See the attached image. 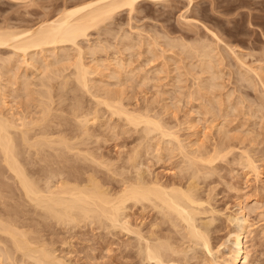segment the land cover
I'll use <instances>...</instances> for the list:
<instances>
[{"label":"rangeland","instance_id":"rangeland-1","mask_svg":"<svg viewBox=\"0 0 264 264\" xmlns=\"http://www.w3.org/2000/svg\"><path fill=\"white\" fill-rule=\"evenodd\" d=\"M85 1L89 0H0V26L10 25L11 28H29L44 20L54 18L64 7H71ZM130 10L128 7L119 10L113 16L114 18L112 17V21L108 20L100 23L102 25L95 26L96 28L89 31L87 39H81L80 45L86 50L84 61L92 67L91 78L97 80L95 81L97 85L104 86L105 90L106 88L109 91L113 90L111 94L115 95L116 93L115 97L119 96L124 106L128 105L126 108L132 111L135 110V113L149 110L150 115L153 114L152 116L156 119L159 116V120L162 118L161 122L163 121L162 123L167 125L166 130L169 131L170 129L171 132L173 130L177 137L173 135L170 139L169 136H164V139L159 131L150 133V135L147 134L149 137H146V132L143 133L141 130L143 125L139 126L141 131L137 130L136 132L134 126L128 125L131 126L128 128L123 118L122 121L120 120L121 117L111 116L109 111L105 109L106 107L101 105L99 106V110L101 109L99 111L100 120L98 119L97 123L91 125L92 132L94 131L93 136L87 140L86 144L88 146L89 143L90 146L88 148L83 145L84 148L93 152L96 158L99 157L100 161H97L100 164L97 165L89 160L83 162L81 158L78 159L74 156L76 157H72L74 160L69 158L70 160L64 164L68 166L76 165L80 169L75 168V171H73L67 166L68 168L65 169L67 173H63L65 175L63 176L66 177L68 174L69 177H74L76 174V176L79 175L78 177L81 176L80 178H86L88 173L94 171L93 174L97 175L96 177L100 178L99 180L102 183L108 187L110 186V189L113 188V191H117L120 187L122 188L120 180L126 177L130 179L136 177L137 171L129 163V156L133 154L131 151L140 147V169L144 171L145 175L147 174V180L150 179L149 181H151L158 178L159 182L161 181L162 184L167 186L180 185L185 187L190 180L192 169L186 166L187 159L184 157L182 150L179 151L180 146L177 145L178 140L176 139L178 138L179 142L182 141L180 145H184L187 148H184V151L190 155L194 154L195 150L197 152L201 151L206 156L208 154L214 155L216 151L220 150L211 165L199 163V166H201L200 173L202 174H199L196 179L198 184L197 194L202 202V205L198 207V210L201 209V213L196 217L197 224L210 236L212 252L184 237L186 233L184 232L183 223L182 225L179 222L180 227H175L173 222L168 219L169 217L146 201L143 202L144 206L141 202L135 204L136 202L129 201L126 215L128 214L127 220L128 225H131L130 228L139 229L147 239L140 237L133 231L124 229L123 231L120 229L121 227L116 229L112 226L110 228L111 225L109 224L111 223L109 221H107L109 226L106 223L104 224L108 226V229L101 225L100 221L97 223L95 221L92 224V222L84 220L79 223V226L78 224L57 223L56 219L52 218L51 220V217L44 218V215L48 217L44 210L41 212L42 209L38 208V210L33 203L28 204L29 201L27 202V199L20 195L22 191L21 189L18 191L19 187L14 184V177L13 175L10 176L11 172L7 171V168H4L6 173H3L1 177L3 181H8L7 183L10 184L6 182L3 184L5 189L2 191L3 193L1 192V194H4L1 201L4 204L0 201V212L5 214H2V216L7 215L6 218L4 217L5 220L12 218L15 223L24 224L25 226L20 225L22 228L26 227L25 229L33 230L32 233H35L32 236H37L42 241L46 240L48 242L46 243L55 250L58 257L71 264H163L155 259H147L145 255L147 241L154 243V240L157 241L156 236L162 239L169 237V239L175 241L173 244L176 248L178 246L177 249L181 250L182 248V252H166L168 256H173L179 264H227L226 259L230 252L232 233L235 228V223L230 220V216L237 215L240 209L239 206L242 205L248 230L247 236L244 238L248 255L245 264H264V0H142L134 6L132 11ZM208 30L213 31L217 37L213 36ZM105 31H108V33ZM198 43L200 47L209 44V48L211 46L214 48V50L212 48L215 51V53L212 51L215 62H213V70L211 68L209 71H204L200 57L196 56V50L194 52L193 48H189L190 44L198 45ZM67 46H70L68 47L71 52L69 53L71 54L70 59L69 57L63 58L62 56L66 55L65 52L60 51L59 53L58 51L59 57L61 56L63 59L59 58L58 65L55 64L53 69L63 70L62 67L67 68L66 65H69L70 68H64L66 70H64V73L69 74L73 71L71 62L75 61L77 52L74 49L75 47L72 46V48L70 44H67ZM94 46L101 48L96 50L95 47V50H93ZM0 48V57L7 58L12 55L10 53L13 51L11 47L4 46ZM51 52L47 51L45 53L49 55L45 63L42 62L43 65L56 58V55L54 56ZM35 55L40 61L45 59L42 57V53H39L40 56ZM15 56L12 55L10 58L13 59ZM15 58L13 59V65H8L9 67L5 65L7 67L1 68L0 91L1 94L4 93V100L8 103L6 107L4 104L2 105L4 111H10L11 113L13 111L12 114H19L18 117H20L25 112L39 111L37 105L41 96L37 92L42 89L39 82L41 76L36 68L31 65L26 66L24 62L21 63V56ZM1 60L0 64L3 62ZM40 63H37V65ZM20 64H22L21 67ZM247 67L256 70H250ZM6 68H9V70ZM97 68L99 69L97 70ZM45 69L47 70V68ZM51 69L52 67L45 71V75L46 72H48V75L51 74L49 73ZM114 72L115 76H112ZM132 72L133 74H131ZM109 76L111 77L109 78ZM25 79H29L28 81L32 85L29 86L30 95L33 94L31 96L22 89V81ZM60 79H57V81L59 82ZM143 79H147V81ZM53 82L58 84L56 80ZM2 85H5L6 89ZM101 86L100 88H102ZM77 87L78 85L74 79H71L68 88H65V90H54L55 97L62 95L61 99L58 96L55 99L54 105L59 108L55 113L62 114V116L64 114V117L59 115V119L63 121H65L63 118L67 119L66 124L61 125L67 133H71L74 127V121L70 120V113L71 108L76 103V97L81 100L83 107L87 109L95 106L94 99L88 93H85L83 89L78 90ZM34 90H37L36 93ZM93 90H96V88L93 87ZM27 99L32 100L28 101ZM29 107L31 108L29 109ZM60 108L62 109L60 110ZM28 109L30 111H27ZM57 118L56 120H59ZM174 137L175 139H173ZM172 147H178V149L173 150ZM170 148L173 152L169 150ZM26 154L24 158L34 161L31 164L32 167L30 165L31 168L37 167L40 170L45 167L42 163L46 166L51 164L52 167L55 165V163L41 162L40 159H36L37 157H28L29 154ZM101 158H104L107 163L102 161ZM243 158L253 160L252 164H255V169L246 166ZM241 159L242 161H240ZM34 164L36 165L34 166ZM64 164L62 163L60 166L57 164V166H62L61 169H64L66 168ZM57 166H54V168ZM107 167L111 170L108 168V171ZM42 172L36 173L35 177L37 179L39 176L44 177V172ZM41 177H39L40 180ZM3 181L2 183H4ZM41 183L43 184L44 180H41ZM3 187H1L2 190ZM4 205L5 207L7 205L8 208H5ZM14 211H17L14 213L16 217L13 216ZM170 217H173V220L176 218L174 214ZM103 220L102 224L106 222V219ZM175 220V222L178 221V219ZM150 231H154L155 235L150 236L148 234ZM6 236L0 233V244L2 243L0 249H3L0 250V252L2 251L0 253V264H23V262L30 264L31 260L24 258L21 252L14 250L11 239ZM7 250L12 251L13 257L10 254L11 260L6 255H1Z\"/></svg>","mask_w":264,"mask_h":264},{"label":"bare ground","instance_id":"bare-ground-1","mask_svg":"<svg viewBox=\"0 0 264 264\" xmlns=\"http://www.w3.org/2000/svg\"><path fill=\"white\" fill-rule=\"evenodd\" d=\"M139 1H142V0H89V1H85L81 4L79 3V4L71 6V7H67V8L64 7V9H62L61 12L58 13L57 16H54V18L44 20V21L40 22L38 25L31 26L29 28L28 27L25 29H20L21 27H17V28L12 27L11 28V27H9L10 25H8V26L6 25V27L0 26V47H4V46H7L9 48L11 47L13 51H11L10 53H12L13 56L16 55L15 57L21 56V58H22V59L20 58L22 60V62L20 61L21 63L24 62V64H26V66L31 65L32 67L36 68V71H38L39 75L41 76V78H39L40 79L39 82L41 85L40 88H42L39 92H37L38 94H40L39 96H41L40 99L38 98L39 100L37 99L39 101V102L37 101L38 102L37 106L39 107V111L35 112L33 110L34 112L31 111V112H27V113L24 111L25 114L21 115L20 117H18L19 114L18 115L12 114V113H14L13 111H12V113L10 111H8V112L4 111V109L2 108V105L4 104V106L6 107V106H8V103L6 102V100H4V95H3L4 93L1 94V91H0V201L4 197V194H1V192L4 191L5 188L3 187L4 186L3 184H5V182H6V181H3L1 177H2L3 173H6V169L4 170V168H7V171L12 173V174L10 173V176L13 175V177H14L13 180H15L17 183L16 184L14 181V184L16 186L18 185V187H19V188L17 187L18 191L20 189L22 191V192H20V195H23L25 197V199H27V202L29 201L28 204L33 203L37 207V209L38 208L40 210L42 209L41 212L44 210L46 212V214L48 215V217L47 216L45 217V215H44L43 216L44 218H50L51 217V220H52V218H54V219H56L57 223L61 222V223H64L66 225H68V224H73V225L78 224L79 225V223L84 221V220H86V222L87 221H89L90 223L92 222V224H93V222L95 223V221H96V223L98 221H100L101 225H104L105 223H106V225H108L107 223L110 222L111 223V224H109V225H111L110 228L112 226L115 227L116 229H117V227H121L120 228L121 230L124 229V230L131 231V232L133 231L135 234L137 233L140 237L147 239L145 236H143V234L141 233V231L139 229L130 228L131 225H128V220H127L128 214L126 215V209H127V207H129L127 205V203L129 201H134V202H136L135 204H137V202H141V204L143 206H144L143 202L146 201V202H150V204L153 205L155 207V209L157 208L159 211H162L165 216L169 217L168 219H170L171 222H173V225L175 227H180L179 222H181V224L183 223L184 225L183 224L182 225H183V228L185 230L184 232L186 233L184 235V237H187L188 240H190L194 243H197L198 246H201V247L203 246L204 248H206V250H208L209 252H212L211 243H210V239H209L210 236L207 234V232L205 230L199 228V226L197 224L196 217L198 214L201 213L200 212L201 209L198 210V207L202 205V202L200 201V198L197 194L198 184H197L196 179L199 176V174H202V173H200L201 166H199V163H205V164L211 165L215 161V159L217 157L216 154H218V152L220 150L219 151L215 150L216 154H214V155L208 154V156L202 154L201 151L197 152V150H195V153L190 155L188 152L184 151V148H185L184 145H182V144L180 145V142L182 143V141L179 142V139L178 138L176 139V140H178V143L176 142L177 145L180 146L179 151L181 152V150H182L184 157L187 159V162H186L187 165L186 166H189V168L192 169V172L190 174V180L188 182V179H187L188 183L186 184L185 187H182L180 185H169V186H167L165 184H162L163 182H161V181L159 182L158 178H157L158 180L155 178L152 179L151 181H149L150 179L147 180V178H146L147 174L145 175L144 171H142L140 169V167H141L140 162H139V158H140L139 157V154H140L139 148L140 147H138V149H134L133 151H131V152H133V154L129 156L130 162L128 161L129 163L132 164V168L136 169V171H137V174L135 173L136 177H134L132 179L126 177V178H123L122 180H120L122 182V188L120 187V189L117 191H113L112 190L113 188L110 189L109 188L110 186L108 187L104 183H102V181L99 180L100 178H97L96 177L97 175H94L93 174L94 171L92 172L91 170H90L91 173H88L86 175L87 176L86 178H80L81 176L78 177L79 175L76 176V174L74 177H69L68 174L66 177H64L65 176L64 174L67 173V171L65 172V169H67L68 167L70 169H72L73 171H75L74 170L75 168H77L78 170L80 169L79 166H76V165L68 166L67 164H64L65 162L67 163L68 160H70L69 158H72L74 156L78 157V159L81 158L83 160V162L85 160H89L92 163L95 162L97 165H98V163L100 164V162L97 161V160H99V157L96 158V156L93 154V152H91L87 148H84L83 145L86 146L87 140L93 136L94 131L92 132L91 125L97 123V120L101 117L99 115V111L101 110V109L99 110V106H101V105L102 106L104 105L106 107L105 109H107V111H109L111 116L116 115V117H121L120 120H122V118H123L124 123H126L127 126L128 125L134 126L136 128L135 129L136 132H137V130H139V126L143 125L141 127V130L143 131V133L146 132L145 133L146 137L148 135H150V133L152 134V133L157 132V131H159V133L162 135V137L169 136L170 139H171V136L173 137V135L175 136V134H176V133H173V130H172V132L170 131V129H169L170 132L168 130H166L167 125L162 123L163 121L161 122L162 118H161V120H159L160 118L158 116L156 119L154 116H152L153 114L150 115L151 113H149V110L147 112L145 111V112L135 113L136 112L135 110H134L135 111L134 112L131 109L126 108L128 105L124 106V104L122 103V100H121V98H119V96L115 97L116 93H115V95L111 94V91H113V90L109 91V89L106 88V90H108V91H106L104 89V86L102 87L100 85L103 88V91H102V88H100V86L96 84L97 82L95 83V81H97V80L91 78L92 73H93L92 67L89 66L84 61L86 58L84 56L86 50H84L80 45L81 39H87V37L89 36V31L92 28H96L95 26L98 27L99 25H102L100 23L106 22L108 20L110 21L112 19V17L119 10L128 7L131 9L130 11H132L134 9V6ZM105 32L108 33V31H105ZM208 32H210L213 36L217 37L213 31L208 30ZM111 34H113V32H111ZM125 36H127V35H125ZM124 40H125V38H124ZM217 40H218V38H217ZM186 42H184V43H186ZM193 43H194V41H193ZM67 44H70L71 47L72 46L75 47L74 49H76V52H77V54L75 55L76 56L75 61L73 60L74 62H71L72 66H73V69H72L73 71H71V73H69V74L64 73L66 71L65 69L70 68V67H68L69 65L68 66L66 65L67 63L65 64L67 68H65V66H64L65 69L62 67L63 70H54L53 69L55 64L58 65V62L60 61V59L62 57L67 58L71 55V54H69L71 52L68 49V47H70V46H67ZM167 44H168V42H167ZM182 45H184V44H182ZM198 45H199V43H198ZM198 45H196V44L191 45L190 44L189 48H191V49L193 48L194 52L196 50V53H197L196 56L200 57L201 61L200 60L199 61L201 62V65H202V68L204 71H209L211 68L213 70V62H214L213 52L215 53V51H213L214 48L212 46L209 48V46H210L209 44H207V46L206 45L204 46L201 44L202 45L201 47H200V45L198 47ZM184 46H186V45H184ZM89 47L90 46L88 45V48ZM95 47H96V50L101 48V47L97 48L98 46H94L93 50H95ZM174 47H175V45H174ZM212 48H213V50H212ZM186 49H187V47H186ZM90 50H91V47H90ZM47 51H50V52L52 51L51 53H53L54 56L56 55V58L53 61L51 60L50 62H46L47 64L43 65V63H45V60L48 58V55H49V54L48 55L45 54ZM58 51H59V53H60V51L65 52L66 55L59 57ZM39 53L40 54L42 53V57L45 58L44 60L40 61L39 58L35 57L36 56L35 54L39 55ZM1 55H4V54H1ZM5 55H7V54H5ZM12 55H10V57H12ZM95 56H96V54H95ZM2 57H0V59L3 60V62H1V63L4 65L0 64V76L2 75L1 68L2 67L5 68L8 65L10 66L11 64L13 65V62H14L13 59L15 58L14 57L12 59L10 57H7V58L6 57L4 58V56H2ZM216 57H214V58H216ZM29 58H30V60H29ZM69 59H70V57H69ZM69 59H68V61L70 62ZM17 60H16V62H17ZM36 62L37 63L41 62L40 64H38V65H40V67H38ZM102 62H103V60H102ZM95 64H97V63H95ZM5 65H7V66H5ZM21 65L22 64H20V67H21ZM41 65H42V67H41ZM45 65H46V67H44ZM57 65H56V68L58 67ZM115 65H117V64H115ZM97 66H98V64H97ZM51 67H52V69L49 72L51 74L48 75V72H46L47 74L45 75V71H48ZM198 67H199V65H198ZM215 67H216V65H215ZM45 68H47V70ZM247 68L250 70H254V71L256 70V69H253L251 67H247ZM98 69L99 68H97V70ZM188 69H187V72H188ZM7 70H9V68ZM36 71H35V73H36ZM25 72H27V71H25ZM115 72L113 73V75L112 74L111 75L115 76L114 75ZM146 72H148V71H146ZM119 73H121V71H119ZM258 73H256V74H258ZM131 74H133V72ZM107 75H109V74H107ZM19 76H22V75H19ZM144 76H143V78H145ZM24 77H26V76L24 75ZM110 77L111 76H109V78ZM116 77H117V75H116ZM260 77H262V76H260ZM56 78L57 79L61 78L60 79L61 81L59 80V82H58ZM123 78H124V76H123ZM148 78H150V77H148ZM18 79H19V77H18ZM22 79H23V77H22ZM71 79H74L75 83L78 85V87H77L78 90L83 89V91L85 93H88L94 99L95 106H93V108H91V109L90 108L87 109L86 107H83L81 100L76 97V103L71 108V113H70L71 118L69 117L70 120L72 119L74 121V127H73L71 133H67L66 130L62 129V126H61V125L66 124L67 119L63 118V119H65V121L61 120V119H59V115L62 116V114H56L55 113L56 110L57 111L59 110V108L54 105V103L56 101L55 99L58 96L57 95L55 97V94H54L55 91L54 90H56V89H64L65 90V88H68V85L70 84ZM128 79H130V78H128ZM1 80H2V78H1ZM28 80L25 79V80H23L24 82L21 80L22 84H23L22 89H24V91H26L27 94L30 95L29 86H32V85H30V82ZM54 80H56V83L58 82V84H55L53 82ZM145 80L147 81V79H145ZM143 84H145V83H143ZM37 85H39V84H37ZM2 86H3V88H5L4 87L5 85H2ZM93 87L96 88V90H93ZM19 89H21V88H19ZM104 90H105V92H104ZM36 91H35V93H36ZM118 91H120V90H118ZM2 92H4V91H2ZM76 93H77V91H76ZM120 93L122 94V92H120ZM31 95H33V94H31ZM32 97H36V96H32ZM59 98L61 99L62 95H60ZM29 100H32V99H29ZM61 105H62V103H61ZM30 108L31 107H29V109ZM147 108H148V106H147ZM29 109L27 111H30ZM61 109L62 108H60V110ZM16 115H17V117H15ZM62 117H64V114ZM62 117H60V118H62ZM56 118L59 120H56ZM126 124H124V125H126ZM70 125L72 126L71 123H70ZM60 126H61V128H60ZM131 126H128V128ZM168 126H169V124H168ZM65 127H67V126H65ZM112 128H114V127H112ZM171 129H174V128H171ZM141 130H139V131H141ZM70 131H71V129H70ZM165 137H164V139H165ZM175 137H177V136H175ZM175 137L173 139H175ZM158 140H160V139H158ZM161 140H163V139L161 138ZM139 142H141V141H139ZM142 143H143V141H142ZM150 144H151V142H150ZM152 144H153V142H152ZM138 145H140V144H138ZM88 146H90L89 143H88ZM88 146H86V147H88ZM153 146H154V144H153ZM150 148H152V147H150ZM175 148L176 147H172L173 150ZM100 149H101V147H100ZM172 149L170 148L169 150L171 152H173ZM176 149H178V147ZM185 149H187V148H185ZM167 150L168 149L166 148V151ZM228 152H229V150H228ZM26 153L29 154L28 157L35 156V157H37L36 159H40L41 162L42 161L45 163L47 162V164L48 163H53V164L55 163V165L52 164L53 165V167H52L51 164L50 165L48 164L46 166L45 164L42 163V165H44L45 167L40 169V170L37 167L31 168L32 167L31 164H33L34 161H30L27 158H24V157H26L25 156ZM23 154H24V156H23ZM224 155L227 156V154H224ZM35 157H34V159H35ZM76 157H74V158H76ZM248 158H245V159L243 158L244 159L243 162L246 164V166H248L252 169L255 167V164L253 163L254 164V166H253V164H252L253 160L248 159ZM29 159H31V158H29ZM101 159H103L102 161H104V158H101ZM102 161H101V163H102ZM240 161H242V159ZM36 162L39 163V161H36ZM80 162H82V161H80ZM104 162H106V161H104ZM104 162H103V164H104ZM56 163L59 166H60V164L63 163L66 168L63 167L64 169H61L62 166L59 167V166H57ZM30 165H31V167H30ZM35 165L36 164H34V166ZM54 166H57V167L54 168ZM106 166H108V165L106 164ZM85 167H87V166H85ZM109 167H111V166H109ZM109 167H107V170ZM111 168H109V170H111ZM63 170H64V172H63ZM78 170H76V171H78ZM124 170H127V169H124ZM189 170H188V172H190ZM40 172H42L43 175H45L44 177H41L38 175L39 177H41V180H44L43 184L41 183V180L39 179V177H38V179L35 177V174L40 173ZM257 172H259V171H257ZM75 173H77V172H75ZM78 173H80V172H78ZM114 173H113V175H114ZM82 175H83V173H82ZM4 176H5V180H6V178H7L6 174ZM7 176H9V175H7ZM8 178H10V177H8ZM10 179H12V178H10ZM10 179H8V180H10ZM2 181L4 183H2ZM11 183H13V182H11ZM7 184H9V183H7ZM1 187H3V190L1 189ZM6 188H7V186H6ZM114 190H115V187H114ZM7 194H9V193L7 192ZM16 194H18V193H16ZM10 198H12V197H10ZM10 200H9V202H10ZM1 203H2V201H1ZM24 203H26V202H24ZM2 204H4V202ZM7 205H6V207H7ZM25 206H27V205H25ZM4 207H5V205H4ZM239 207H240V209L238 211V214L235 216H230V220L235 223V228H234V231L232 233L230 252L228 253L229 255L226 259L227 264H245L247 262V259H248L247 251L245 249V241H244V238L247 236V232H248V230H247V219H246V215L244 213V207L242 205H240ZM13 208H16V207H13ZM16 212L17 211H14L13 214ZM2 214H5V213L0 214L1 217H3V218L0 217V233L7 235L11 239L12 244L14 246V250L21 252L22 253L21 255L24 258L31 260L30 264H71V263L66 262L64 259L58 257L55 253V250L47 244L48 242L46 240L42 241V240H39L40 238L38 239L37 236H32V234L35 233V232L32 233L33 230L32 231L29 230L28 227H27L28 229H25L26 227L22 228L21 226L24 224L20 223V225L22 224L20 226L19 222H17L18 224L15 223L12 220V218H10L11 220L9 218H8L9 220H5L4 217L6 218L7 215L2 216ZM172 214H174L176 216L175 219H178L177 222H175L176 221L175 219L174 220L172 219L173 217L172 218L170 217ZM9 216H11V215H9ZM13 216H15V214ZM103 219H106L105 220L106 222H104L102 224V222L104 221ZM15 221H17V220H15ZM107 221H109V222H107ZM89 222H88V224H89ZM108 226H105V227L108 228ZM41 233H42V231H41ZM148 234H150V236H153V235H155V232L150 231ZM1 238H3V237H1ZM42 238H43V236H42ZM156 238H157V241L154 240V243L147 241V244L145 246L146 258L152 259V260L155 259L156 261L163 263V264H179L175 260V258H173V256L172 257L168 256L166 252L172 251V252L178 253V252L183 251L182 248H181L182 251L180 249H177L178 246L176 248V246H174V244H173V242H175V241L174 240L172 241L171 239H169V237L162 239V238H159V236H156ZM10 249H12V248H10ZM0 250H3V249H0ZM9 250L5 251L1 255H6L7 258H10L11 257L10 254L12 255V251L9 252ZM165 255H167V256H165ZM3 257H5V256H3ZM12 257H13V255H12ZM4 259H6V258H4ZM10 260H11V258H10ZM26 262H27V260H26ZM11 263H12V261H11ZM23 264H25V263L23 262ZM27 264H29V263H27Z\"/></svg>","mask_w":264,"mask_h":264}]
</instances>
